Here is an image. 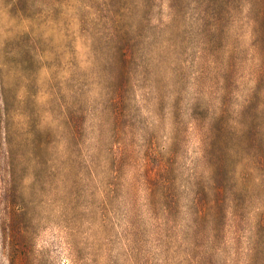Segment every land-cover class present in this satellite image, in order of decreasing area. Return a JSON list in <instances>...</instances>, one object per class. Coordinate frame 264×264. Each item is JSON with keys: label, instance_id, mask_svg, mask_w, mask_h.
<instances>
[{"label": "clouds", "instance_id": "clouds-1", "mask_svg": "<svg viewBox=\"0 0 264 264\" xmlns=\"http://www.w3.org/2000/svg\"><path fill=\"white\" fill-rule=\"evenodd\" d=\"M91 3L34 0L26 24L0 21V162L22 169L18 187H0V264H253L264 155L230 151L226 185L213 132L229 116L240 128L264 82L237 96L230 78L213 80L210 54L250 35L264 56V0H223V22L207 0H122L103 41ZM84 35L109 50L86 72L64 59ZM209 199L218 215L201 219ZM9 202L21 211L7 214Z\"/></svg>", "mask_w": 264, "mask_h": 264}, {"label": "rangeland", "instance_id": "rangeland-1", "mask_svg": "<svg viewBox=\"0 0 264 264\" xmlns=\"http://www.w3.org/2000/svg\"><path fill=\"white\" fill-rule=\"evenodd\" d=\"M207 5L210 14L219 16L221 22H223V0H207ZM110 6L114 11H111ZM122 6V0H105L104 3L92 0L90 7L98 14L97 18L101 21V24L97 26L100 41L104 40L103 29L107 27L106 22L117 17L118 13L115 11H118ZM4 7L5 9L0 10V21L11 25L12 28L26 24V19L33 18L34 0H4ZM81 27L82 25L72 23L69 25V31L79 32ZM261 42L264 43V37H262ZM70 43L71 47L64 59L69 63L75 61L74 67H78L83 72H86L90 67V55L98 54L103 57L109 52L106 48L93 49L87 35L81 36ZM225 45L224 49L216 50L210 54L212 63L216 65L211 73L213 80L223 87L226 82L225 78L228 77L238 89L236 95L239 97L247 96L246 88L251 90L256 84L264 82V56L261 55L259 47L254 45V39L250 35L239 37L235 46L231 40L225 41ZM127 55L126 50L122 51L121 59L126 60ZM221 57L224 58L222 63ZM27 95V90L22 88L17 91L16 98L22 104ZM46 99L47 97L42 93L35 97L38 104H43ZM14 118L22 123L28 120L26 114L16 113ZM46 119H50V117H46ZM228 119H231V117L229 116L219 122L213 132V159L219 171L217 179L226 185L233 182L235 174L236 157L230 155V151L237 153V155L242 152L253 157L264 155V92L249 97L247 106L240 114V128H233L228 123ZM198 146L199 140L193 137L188 149L191 152L192 149ZM21 175L22 169L15 161V157H13L12 165H8L7 168H5L4 163L0 162V187L5 189L9 187V183H5V181H12V184L18 187ZM241 178L243 179V176ZM25 182H27V179ZM217 204L218 202L211 199L202 202L199 205L200 218L206 219L217 216ZM6 208L9 215L21 211L16 207L15 202H9ZM21 223L22 217L17 216L14 225L18 227ZM236 227L237 229L240 227L238 222ZM229 228L230 222L226 213L224 219L225 232ZM258 229L253 264H264V218L261 219Z\"/></svg>", "mask_w": 264, "mask_h": 264}]
</instances>
